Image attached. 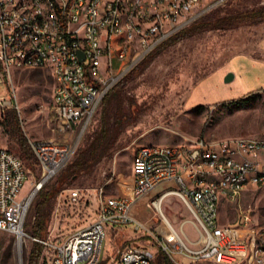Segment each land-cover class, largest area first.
I'll return each mask as SVG.
<instances>
[{
  "label": "built area",
  "instance_id": "2783aa9c",
  "mask_svg": "<svg viewBox=\"0 0 264 264\" xmlns=\"http://www.w3.org/2000/svg\"><path fill=\"white\" fill-rule=\"evenodd\" d=\"M227 1L0 0V86L13 71L49 69L56 130L65 137L29 141L37 179L17 154L0 149V231L23 249L28 242L41 244L48 264H155L160 252L173 264H264V229L253 227L251 209L239 207L232 225L220 222L223 202L239 203L247 188L264 191V139L198 138L183 146L141 147L133 159L131 195L99 189L93 223L62 242L51 235L34 238L26 229L34 198L72 162L103 100L161 45ZM116 39L122 40L118 47ZM117 50L121 66L115 70ZM12 93H0V120L6 111H18ZM30 176L33 189L21 197ZM154 192L155 208L170 195L183 200L197 222L200 249L172 239L164 215L160 232L135 218L137 205ZM80 199V190L73 191L71 200ZM129 226L145 241L103 258L107 229Z\"/></svg>",
  "mask_w": 264,
  "mask_h": 264
},
{
  "label": "rangeland",
  "instance_id": "374dc122",
  "mask_svg": "<svg viewBox=\"0 0 264 264\" xmlns=\"http://www.w3.org/2000/svg\"><path fill=\"white\" fill-rule=\"evenodd\" d=\"M261 6H264V0H228L206 18L214 19ZM121 43V39H116L114 46ZM119 53L120 50L113 52L115 70L121 66ZM150 56L146 66L138 68L141 63L115 88L121 94L120 99L108 102L110 96H107L103 100L69 166L100 130L103 119L112 133L116 131L118 121L123 124L111 150L90 172L76 175L69 187L64 176L69 166L45 187V192H58L51 200L49 235L53 240L62 242L76 229L96 220L99 189L105 188L108 195H131L133 159L141 147L183 146L198 138L211 141L264 139V23L205 31ZM229 74L234 79L226 83ZM53 90L49 69L13 71L10 81L5 77V85L0 86L1 94L15 91L21 127L29 141L65 138L56 130ZM2 148L14 152L1 127ZM30 172L37 179L39 167ZM33 182L30 176L21 197L31 193ZM77 190H80L81 199L73 202L71 195ZM157 195L154 192L138 204L135 218L151 231L160 232L166 229L162 222L164 215L189 249H200L197 222L183 200L170 195L159 209L152 205ZM39 200L40 193L34 198L27 219L26 229L30 234ZM239 207L251 209L253 227L264 229V191L247 188L239 203L223 202L220 210L223 226L235 223ZM144 241L134 226L122 227L113 233L107 231L103 258H115L118 250ZM18 245L13 235L0 231V264H20ZM32 245L33 242H28L24 248L23 264H27ZM39 264H48L43 253Z\"/></svg>",
  "mask_w": 264,
  "mask_h": 264
},
{
  "label": "trees",
  "instance_id": "16d2710c",
  "mask_svg": "<svg viewBox=\"0 0 264 264\" xmlns=\"http://www.w3.org/2000/svg\"><path fill=\"white\" fill-rule=\"evenodd\" d=\"M264 23V6L254 8L249 11H244L236 14L224 15L214 19L203 18L194 23L190 27L182 30L169 41L161 45L155 52L163 49L166 46L174 45L183 39L195 36L196 34L213 31V30H227L234 29L244 25L257 26ZM151 56L142 62L141 66H146ZM137 68V69H138ZM136 69V70H137ZM128 77H126L127 79ZM121 84V83H120ZM120 92L115 89L108 95L110 96L108 102L120 99ZM107 110V109H106ZM107 112H105L106 115ZM102 120L100 130L96 133L94 138L88 145L82 149L76 160L68 167L65 173V180L69 182L66 184L69 187L76 175L90 172L99 162L106 156V154L114 146L118 132L121 130L123 124L118 121V126L114 133L107 128L106 123ZM0 126L8 135L10 147L23 160L26 167L30 170H38L37 159L31 149L28 138L23 132L21 121L17 110H8L5 112ZM121 126V127H120ZM40 192V200L35 205V220L33 223V230L31 235L34 238L46 239L49 235V225L51 221V200L56 198L58 192L53 194L44 191ZM43 247L39 243H33L27 264H39ZM155 264H173V262L163 253H159Z\"/></svg>",
  "mask_w": 264,
  "mask_h": 264
},
{
  "label": "bare ground",
  "instance_id": "6f19581e",
  "mask_svg": "<svg viewBox=\"0 0 264 264\" xmlns=\"http://www.w3.org/2000/svg\"><path fill=\"white\" fill-rule=\"evenodd\" d=\"M158 208L160 209L161 207L159 206ZM168 225H169V227L172 230L171 231V234H170L171 237H172V239H177L178 241H181L182 242L179 234H177V232L173 229V227L171 226V224H168ZM18 252H19V257H20V264H23V253H24V249H23V247H21L20 244L18 245Z\"/></svg>",
  "mask_w": 264,
  "mask_h": 264
},
{
  "label": "water",
  "instance_id": "95a60500",
  "mask_svg": "<svg viewBox=\"0 0 264 264\" xmlns=\"http://www.w3.org/2000/svg\"><path fill=\"white\" fill-rule=\"evenodd\" d=\"M81 60L83 61L84 58H82ZM233 79H234V76L232 74H229V75H227L225 81H226V83H230L231 81H233Z\"/></svg>",
  "mask_w": 264,
  "mask_h": 264
},
{
  "label": "crops",
  "instance_id": "0c3cea01",
  "mask_svg": "<svg viewBox=\"0 0 264 264\" xmlns=\"http://www.w3.org/2000/svg\"><path fill=\"white\" fill-rule=\"evenodd\" d=\"M132 191H133V185H132ZM138 206V205H137ZM137 208V207H136ZM136 210V209H135ZM107 231H109L110 233H113V232H116V231H119V230H114L112 228H108ZM194 251V250H193Z\"/></svg>",
  "mask_w": 264,
  "mask_h": 264
}]
</instances>
